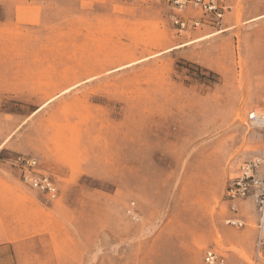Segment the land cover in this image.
I'll return each instance as SVG.
<instances>
[{
    "label": "rangeland",
    "instance_id": "rangeland-1",
    "mask_svg": "<svg viewBox=\"0 0 264 264\" xmlns=\"http://www.w3.org/2000/svg\"><path fill=\"white\" fill-rule=\"evenodd\" d=\"M220 2V27L180 32L152 0H0V199L32 208L29 264H204L208 249L264 264L254 198L244 228L225 224L230 180L264 156L247 124L264 112V0ZM19 155L57 199L24 187Z\"/></svg>",
    "mask_w": 264,
    "mask_h": 264
},
{
    "label": "built area",
    "instance_id": "built-area-1",
    "mask_svg": "<svg viewBox=\"0 0 264 264\" xmlns=\"http://www.w3.org/2000/svg\"><path fill=\"white\" fill-rule=\"evenodd\" d=\"M151 1V0H132ZM161 2L173 9V25L180 31L197 30L209 25L215 28L223 23L226 7L220 0H152ZM192 11L200 13V17L185 16ZM190 12V13H189ZM248 126L264 130V112L252 111L248 115ZM14 166L20 172L21 181L32 190L42 194L48 201L59 197L60 190L54 178L41 167L39 161L31 156L19 155L14 159ZM250 197L254 198L260 217L259 236L256 242V261L264 259V229L261 228L264 219V156L256 157L243 163L238 175L231 179L226 190L225 198L231 214L225 224L235 228H244L245 220L239 215L238 205ZM130 213V212H129ZM136 220L135 214H132ZM204 264H228L226 258L213 249H208L203 255Z\"/></svg>",
    "mask_w": 264,
    "mask_h": 264
},
{
    "label": "crops",
    "instance_id": "crops-1",
    "mask_svg": "<svg viewBox=\"0 0 264 264\" xmlns=\"http://www.w3.org/2000/svg\"><path fill=\"white\" fill-rule=\"evenodd\" d=\"M24 187L32 190L26 185ZM7 204L0 199V264H29L25 259L26 255H24L23 248L28 239L27 236L33 229L32 208L30 207L29 214L25 213V216L19 215L18 212L9 211L13 206L10 208ZM18 208H22V206ZM230 216L231 214L228 217Z\"/></svg>",
    "mask_w": 264,
    "mask_h": 264
},
{
    "label": "bare ground",
    "instance_id": "bare-ground-1",
    "mask_svg": "<svg viewBox=\"0 0 264 264\" xmlns=\"http://www.w3.org/2000/svg\"><path fill=\"white\" fill-rule=\"evenodd\" d=\"M222 32H224V31H222ZM221 33V32H220ZM262 224H263V227H264V219L262 220ZM262 228V227H261Z\"/></svg>",
    "mask_w": 264,
    "mask_h": 264
}]
</instances>
